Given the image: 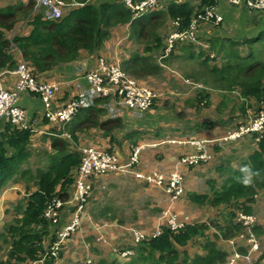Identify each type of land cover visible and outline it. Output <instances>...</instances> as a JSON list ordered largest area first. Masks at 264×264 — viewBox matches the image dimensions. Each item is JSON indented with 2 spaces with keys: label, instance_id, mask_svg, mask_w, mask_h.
I'll use <instances>...</instances> for the list:
<instances>
[{
  "label": "trees",
  "instance_id": "1",
  "mask_svg": "<svg viewBox=\"0 0 264 264\" xmlns=\"http://www.w3.org/2000/svg\"><path fill=\"white\" fill-rule=\"evenodd\" d=\"M65 1L68 4L77 5L68 6L64 16L57 21L43 19L42 13L32 15L35 0H28L25 5L15 1L13 4L0 6V74L15 69L18 55H21L32 69L33 76L38 78L58 65L76 60L82 52L94 54L97 57L103 51L105 42L109 40L111 31L118 26H128V40L137 49L121 60L122 70L136 80L150 76L157 77L162 72V67L153 54L164 51L162 31L165 30L169 20L180 21L179 30L186 29L194 9L190 3L170 2L163 9L132 19L131 13L120 0H96L99 3L96 5L91 0ZM201 2L215 3L213 0H201ZM21 21H26V26L30 27L29 33L26 36L14 35L8 39L9 32ZM219 40L218 51L226 56L225 65L212 66L209 58L205 57L199 64L203 67V71L194 76L195 82L201 81L204 87L200 84H195V87L199 90H205L207 87L222 92L237 91L241 97L252 98L256 102L264 101V57L256 56L254 50L257 42L264 41V29H261L256 36L248 37L243 41L228 38ZM240 42L248 44L247 53L243 57L237 49ZM191 48L192 46L188 48L186 46L182 51L187 56L193 55V52L189 51ZM202 54V51L199 52V55ZM177 57L191 58V56L177 55L175 51H172L163 59V62ZM201 76H205L207 80L199 78ZM109 99L96 100L92 107L80 109L70 122L42 136L41 142L47 144L52 153L44 151L42 157L44 156L46 165L36 167L33 172L30 169H22L23 164L31 156L32 133L30 130L17 128L11 122L2 127L0 191L10 181L17 184L22 178H27L28 182H34L37 190H28L25 206L17 205L16 212L21 214V218L15 219L13 224L8 225V231L17 237L12 241L6 259L0 264H24L27 261L37 262L41 258L44 253L42 236L46 234L45 228L48 225L42 219L43 210L55 196L61 200L68 198L65 189L72 185L71 173L80 162L79 154L70 149V142L63 134L74 139L76 133L90 128H100L105 130L106 134L112 130H119V119H109L103 107ZM192 101L194 107L200 110L199 103L206 106L207 96L199 92ZM227 134H224L219 141L223 142L222 139ZM249 159L252 166L251 182L236 172L220 191L213 194L212 198H208L207 195L189 194L188 199L199 206L230 203L232 200L241 198L246 199L248 203L252 202L257 191H264V128L259 136L258 150L251 154ZM40 162L41 160H38L34 165L37 166ZM58 186L59 190L56 192ZM249 209L244 207L240 210L247 215L250 213ZM234 217V213L229 214L223 227L217 225L213 228L218 232L216 238L220 236L222 239H227L243 230L242 225L234 220ZM211 226L208 223V225L187 224L177 228L172 226L163 228L158 236H152L135 244L140 246H138L140 264H179L176 246H184L193 238L202 236ZM253 233L258 235L262 231L256 226L253 228ZM202 249L205 255H195L184 264H224L226 262V253L214 242L206 241ZM143 253H145L144 256ZM52 263L53 259L48 257L43 264Z\"/></svg>",
  "mask_w": 264,
  "mask_h": 264
},
{
  "label": "crops",
  "instance_id": "2",
  "mask_svg": "<svg viewBox=\"0 0 264 264\" xmlns=\"http://www.w3.org/2000/svg\"><path fill=\"white\" fill-rule=\"evenodd\" d=\"M3 1L6 5L14 1H19L24 5L28 3V0ZM92 3L95 5L99 4L98 2ZM218 8L223 16L224 23L220 33L209 31V40L213 37L218 39L229 38L225 32L227 30V34L232 32V35H234L233 40L243 41L254 35L258 30L264 29V16L260 13H248L243 6H231L226 4L224 0H218ZM32 15L35 14L32 13ZM29 31L30 27L26 26L21 35L26 36ZM213 33L214 35H212ZM211 35L212 37H210ZM110 37H113L115 44L118 37L113 34H111ZM127 40L128 37H126L124 42ZM121 46V44H118L115 49ZM103 50H107L106 44H104ZM98 55H103V51ZM94 57H96V55L82 52L76 60L58 65L41 78L39 77V82L56 84V90L49 100L48 108L55 111L63 107L69 100L77 95L78 91L87 88L84 74L93 65L92 59ZM195 58L197 59V57ZM180 59V61L190 62L186 61L185 58ZM194 62L197 63V66L200 64L198 61ZM178 77V73L173 74L169 78L167 77V81L160 85V89L152 88L160 94V97H158L156 103L150 108L145 110L126 108L120 117L117 116L115 118H110L106 114L109 119H119V130H112L111 132L109 131L110 133L108 132L109 134H106L105 130L100 128H90L84 132L76 133L74 139L70 138L71 143L74 145H70V148H73V150L75 149L74 147L99 148L101 151L114 155L113 164L117 166L127 163L133 148L136 146L149 144H156L157 146L162 145L158 151L155 152L157 154H153V160L158 161L157 163H146L148 159L147 156L151 154V151L155 150L157 146L144 148L139 152L137 164L128 169L127 173H123L135 180L136 184L142 183L144 186L159 189L166 199L167 196L164 192L167 184L166 180L172 175H177L184 189L186 187L184 196L181 199L169 203V207L164 208V210L162 209L161 213L155 216L151 223H149V221L146 222L143 229L136 228L138 231L145 234L148 239L163 228L171 226L170 220H173L177 227L187 224L208 225L206 221L199 220L197 217L191 216L192 214H187L181 209L183 205L186 207L189 206L188 201L192 205H196L192 203L188 197L187 201L186 196L189 194H198L207 195L208 198H212L213 194L220 191V189L227 184L229 178L236 172L242 174L247 181L251 182L252 174L250 169L252 166L249 158L251 154L258 150L259 136L254 135V133L245 134L240 139L233 141L222 142L219 141V139L224 134L234 131L238 127L247 126L250 122L249 113L253 110H258L262 106L264 107V101L256 102L255 99L241 97L237 91L222 92L221 90H211L208 88L199 90L195 87V84H202L201 81L196 83V79L190 77L189 72L183 73V75L179 77L180 79H178ZM147 78H149L148 81H145L149 82L155 77L150 76ZM15 82L16 75L13 70L0 74V86L4 90L11 91ZM141 82L145 84L143 81ZM145 85L150 87L147 83ZM207 90H210V92H206ZM199 92H203V94L207 96V105L204 106L199 103L200 110H197L192 100ZM16 104L25 109L32 125H34L38 131V134H32L30 141L38 139V136L42 133L47 135L50 134L51 130L59 128L58 125H49L46 121L39 119L43 107L39 97L25 91L21 93ZM233 120H235V127L232 126ZM213 129H215V131L210 136H214L213 140L215 141L209 145L204 144V140H208L206 137L207 130H209L210 134ZM42 136H44V134ZM42 136H40V138H42ZM145 137H147V140ZM167 138L176 140L183 139V141H188L189 143L176 146L167 145L165 144ZM197 144L201 145V149L197 147ZM201 153L204 154L205 160H196L194 163H185L182 161L183 157L200 155ZM151 156L149 158H151ZM115 173L119 172L110 170L105 175L93 176L91 179H88L86 184L89 185V191L86 195V202L82 207V212L88 210V204L90 203V210L92 211L90 214H92L94 218H102L109 221L112 215L115 216L109 206L101 205V201L97 204V201H93L90 197L93 191L99 192V184L97 182L102 181L106 177L114 176ZM136 173H140L144 176L159 174L163 179L158 185L146 183L134 178ZM208 176H210V178H207ZM199 178L206 180L201 183ZM192 180H196L199 184H203L205 186L204 191H189V184ZM30 185L31 184H24L26 192H28V190H37L34 182L32 183V188ZM27 187L30 188L27 190ZM70 187L71 185L65 189V191H68H66L67 195ZM17 188L18 187L15 186H5L0 191V228L2 227L0 230V259L1 256H3L0 262L5 260L12 241L17 237V235L13 236L8 231V225L13 224V222H11L12 218H21L19 212H16V217H14V215L11 217L13 208L16 211L17 207V204H15L18 200L16 197L19 194V191H16L18 190ZM259 202L264 203L263 190L257 191L253 201L250 203L246 202V199L241 198L236 201L232 200L230 203L210 205V207L207 208L208 213L215 214V219L219 218L220 221H218V224L222 227L224 223H226L230 213L235 214L234 220H236L237 215L242 213L240 209L244 207L250 208L249 214L255 217L256 226H261L263 230V233L258 234L256 237L259 242V250L250 253L252 264H258V262L264 258V220L257 215V205ZM94 204H97L95 208H93ZM22 205L25 206L26 201H24ZM72 211L73 209L69 207L66 212H62L61 221L57 225L46 226V234L42 236V247L46 248L57 240V231H60L67 225V222L71 220L73 216ZM165 212L166 214L164 215ZM113 218L112 216V219ZM1 220H3V223ZM222 221L224 223H222ZM124 223L123 220L117 221L118 225H124ZM90 225L91 223H89V221L85 222V226L89 227ZM92 226V234L82 238L79 242H75L72 239L75 237V232L71 233L62 245L59 254L53 259L52 264H63V260L66 261L64 264H83L85 261H89L92 264H102L104 260L101 258L96 260L97 263L93 261L90 250L92 254L98 255L99 249H104L107 252H114V249L120 247L130 248L132 250L131 259L140 260V246L138 245V247L134 244L133 232L131 231L134 227H119L121 236L113 238L108 234L106 224L98 225L92 222ZM217 234L218 233L213 228L209 227L203 235L200 236L201 238H193L184 246H176L179 264L190 261L195 255H205L202 249V245L204 244L203 240H205V242L214 241L216 245L226 253L227 257L224 264H246L242 259H237L234 263H230V261L236 251H239V253H248V237L241 231L234 234L233 237L222 240L221 238H215ZM65 249H67L66 252H64ZM62 252H64V255H62ZM144 255L145 253H143V256ZM143 256L142 258H144ZM57 257H61L58 262ZM109 260L114 261L117 259L111 253L109 254ZM31 263L32 262L27 261L24 264Z\"/></svg>",
  "mask_w": 264,
  "mask_h": 264
},
{
  "label": "built area",
  "instance_id": "3",
  "mask_svg": "<svg viewBox=\"0 0 264 264\" xmlns=\"http://www.w3.org/2000/svg\"><path fill=\"white\" fill-rule=\"evenodd\" d=\"M124 7L131 13L132 19L139 18L154 10L163 9L170 2L190 3L193 9V15L190 18V23L186 29L179 30L180 21L169 20L166 24L168 28L167 38L165 41L163 53H159V61L165 59L170 52H177L192 46L189 50L195 54L201 52L197 47H201L203 51L209 49L207 41H209V31L213 32L217 29V33L221 32L224 23L223 16L218 8V0H213L214 4L202 3L201 0H121ZM225 3L231 6H243L248 12L260 13L264 16V0H224ZM77 4H68L65 0H35L33 14L42 13L43 19L48 21L60 20L68 6H76ZM16 32V31H15ZM206 56V55H204ZM210 59H214V54L207 55ZM93 65L84 74L87 82V88L78 91L77 95L69 100L63 107L52 111L49 106V100L56 90V84L48 82H39L37 76H33L32 69L23 60L21 55H18V61L13 70L16 75V82L11 91H6L0 86V132L4 124L11 122L17 128L29 129L32 134L38 133L34 125H32L29 116L24 108L16 104L21 93H28L40 98L42 110L39 119L46 121L49 125H58L59 127L70 122L73 116L80 109H87L94 105V102L101 98H110L103 105L110 118H115L121 115L126 108L145 110L154 105L155 101L160 97L152 88L143 84L140 80H136L122 70L121 60L114 57L107 59L103 56H97L92 59ZM5 73V72H4ZM3 74V73H1ZM250 122L247 126L238 127L234 132H229L223 141H233L240 139L243 135L254 133L260 136L264 128V107H260L256 111H252L249 115ZM45 134V133H42ZM63 136L71 143L70 136ZM176 144H186L188 141H172ZM214 140H204V144H212ZM155 147V144L139 145L133 148L129 161L125 165L117 166L113 164L114 155L98 150L94 147H74L75 151L80 156L78 166L72 171L73 189L68 193L66 200H61L58 197L52 198L43 210L42 219L49 225L55 226L61 221L62 212H66L70 207L73 209V216L67 225L60 231H57V240L50 246L44 248V253L37 262L31 264H43L49 257L54 259L61 250L62 245L68 239L69 235L80 226V215H83L82 207L86 200L84 195L89 190V185L86 184L88 179L93 176L105 175L108 171L114 170L119 173H127L128 169L137 164L139 152L144 148ZM201 149V145L197 144ZM196 160H205L204 154L183 157L185 163H194ZM134 177L146 183L160 184L162 176L159 174H151L144 176L136 173ZM56 192L59 190L57 187ZM165 194L170 203L181 199L184 196V186L177 175H172L165 187ZM166 212L164 213V215ZM236 221L244 227V233L248 237L249 251L244 257L235 254V258H244L249 261L250 253L259 250V242L252 232L256 219L253 215L239 213ZM172 228H177L173 220H170ZM104 225V224H103ZM105 227V226H104ZM110 225L106 224V228ZM133 232L134 244H138L146 239L147 236L141 231L131 229ZM160 234L156 232L153 237ZM118 261H125L132 256L130 248H116L113 252ZM83 264H92L85 261ZM258 264H264V258Z\"/></svg>",
  "mask_w": 264,
  "mask_h": 264
},
{
  "label": "rangeland",
  "instance_id": "4",
  "mask_svg": "<svg viewBox=\"0 0 264 264\" xmlns=\"http://www.w3.org/2000/svg\"><path fill=\"white\" fill-rule=\"evenodd\" d=\"M91 1L97 2L96 0H91ZM190 1L191 0H186V2H190ZM13 3H15V1ZM13 3L9 2V4H13ZM248 13H250V12H248ZM25 25H26V21H21V23H19L14 29H12L9 32L8 39H11L14 35H21L23 33V30L26 28ZM260 30H258L254 35H252L250 37L256 36ZM167 32H168V28H166L165 30L162 31V35H163L162 37H163V43L164 44H165L166 38L168 36ZM213 32L217 33V29H215ZM225 32H226V35L229 37L228 39H232V40L234 39L233 38L234 35H232V32H229L228 34H227V30ZM214 33L212 35H214ZM111 34L116 35V37H118V40L114 44L113 37H110L109 40L105 42L107 50L106 51L103 50V55H101V56H104L107 59H109V58L113 59L114 57H116V58L122 60L123 58L128 57L132 52H134V50L137 49V47L131 41L127 40L124 42V40L126 39V37H128V34H129L128 26H125V27L124 26H118L111 31ZM212 35L210 37H212ZM224 39H226V38H223L222 40H224ZM219 41L220 40L218 38H214V37L211 38L209 41H207L208 45L210 46L207 51H203L201 47H197V49L202 51V53H203L202 55H199V54L197 55V54L193 53V55L187 56L180 49H178L177 52H175L177 55L180 54V55H183L184 57L191 56L190 59L189 58L185 59L186 61H190V62L180 61L181 57L171 58V60H169L168 62H163V60L159 61V55L158 54H153V57L156 59L157 63L162 67V72L157 77L152 78V80L149 82H146V81H148L149 78L142 79L141 81H143L145 84L147 83L148 85H150L151 88L154 87L156 89H160V85L162 83L166 82L167 79L173 74L178 73L179 77H181L183 75V73L189 72V76L194 77L195 75H198V74H200V72L203 71V69H202L203 67L201 65L197 66L196 65L197 63L194 61L200 62L201 60H203V56L208 55V53L211 55L214 54L215 57H217V61H216L217 64L214 63V59L209 62L212 66L217 65L220 67V66L225 65V63H226L225 57L226 56L224 54H222L223 52L218 51L217 42H219ZM118 44H121L122 46L117 47V49H115ZM246 46H248V44H246L244 42H240V44L237 47V49L240 51V55L242 57L247 53L246 52ZM254 50H255L256 56L263 58L264 57V41L257 42V44L254 45ZM195 57H197V59ZM179 77H178V79H180ZM199 78L207 80V78L205 76H201ZM200 85H202V84H200ZM205 88L207 89V87H205ZM206 92L209 93L210 90H207ZM210 119H212V118H210ZM195 121H196V119H195ZM234 122H235V120L232 121L233 127H235ZM214 131H215V129H213L212 132L209 134V130H207L206 137L209 139H213L214 136H210V135L213 134ZM231 132H234V131H231ZM36 134H38V133H36ZM42 135L43 134H40L38 136L39 137L38 139H35V140L30 142V144H31V150H30L31 156H30L29 160L23 164L22 169H30L33 172L36 167H38V166L43 167L46 165V160H45L44 156L42 157V153L44 151H48L49 153H52V151L49 149V146L47 144L40 142V139H41L40 136H42ZM44 135H46V134H44ZM149 138L151 140H153L151 137H149ZM207 138H205V139H207ZM145 139L147 140V137H145ZM172 141H175V142L183 141V139L176 140V139H172V138L171 139L167 138V141L165 144L174 145V146L179 145V144L173 143ZM155 146H157V145L155 144ZM161 146L162 145H158L155 148V150L151 151L152 153L147 156L148 159L146 160V163L147 162H150V163H157L158 162V161L153 160V154H157L155 152H157ZM94 148H96V147H94ZM70 149L73 150V148H70ZM96 149L100 150L99 148H96ZM226 153H227V150H226ZM150 156H151V158H149ZM38 160H41L40 164L37 166L34 165L35 162ZM158 168H161V167H158ZM159 171H161V170H159ZM207 178H210V176H208ZM205 180L206 179L199 178V181L201 183H203ZM168 181H169V179L166 180V182H168ZM32 183H33L32 181L28 182L27 178H22L21 180H19V182L17 184H14L12 181H10V183L6 185V187H10V186L18 187L17 188L18 190H16V191H19V194L16 197V199L18 198V200L16 201L15 204H17V205L21 204L22 205L23 202L27 200L28 195L26 192V187H24V184H26V185L31 184L30 187L32 188L33 187ZM97 183L99 184L98 185L99 186V188H98L99 192L93 191V193L90 194L91 195L90 197L93 199V201H97V204L99 201H101V205L103 204V206H109L111 208L112 212L115 214V216L112 215L114 218L112 219V216H111L109 221H106L102 218L96 219L92 216V214H90L92 212L90 210L91 204L87 203L88 204V210L86 212H84L83 215H80V221H81L80 226L74 230L75 237H73L72 239L75 242H79V241H81L82 238L87 237L88 235L92 234V229H93L92 222H95L98 225H103V224L110 225L111 227L106 228V230H107L108 234L110 236H112L113 238H118L119 236H121V233L119 232V229H120L119 227H122V228L134 227L135 229L136 228L143 229L146 222L149 221V223H151L152 219H154L155 216H158L161 213L162 209L164 210V208L169 207V205H170L168 198L166 199V197L161 193V191L159 189L144 186L142 183L136 184L135 180H133L131 177H129L127 175H124L123 173H115L114 176L106 177L102 181L97 182ZM189 185H190V187L188 188L189 191L190 190L196 191V192L204 191L205 186L203 184H199L196 180H192V182ZM30 187H28L27 190ZM72 189H73V186H71L69 188V192ZM94 189H95V186H94ZM185 189H186V187H185ZM88 191H86L84 198H86ZM186 200H187V196H186ZM188 203H189V206L186 207L183 205L181 208L183 211H185V213L192 214L191 216H195L199 220L206 221V223H210L212 225L211 226L212 228H215V226L219 225L218 224V221H220L219 218L215 219L214 218L215 214L214 213H208V211H207V208H209L210 205L209 206L192 205L189 201H188ZM97 204H94L93 208H95L97 206ZM257 211H258V213H257L258 217L264 220V203H262V202L258 203ZM12 212L13 213H12L11 217L13 215H14V217H16L17 214H16V211L14 210V208H13ZM228 217H229V215H228ZM228 217H227V219H228ZM14 219L15 218H12L11 222H13ZM118 220H123L125 222L124 225H118L117 224ZM86 221H89V223H91V225L89 227L85 226ZM1 222L3 223V220H1ZM222 223H224V222L222 221ZM224 225H225V223H224ZM1 228H0V230H1ZM134 228H132V229H134ZM259 228L261 229V231L263 233L262 227L260 226ZM121 231H123V230H121ZM198 238H201V237H197L196 239H198ZM219 238H220V236H219ZM222 240H224V239H222ZM203 242H204V244L206 243L205 240H203ZM210 242H214V241H210ZM66 250L67 249H65L64 252H66ZM98 251H99V254L97 255V254H92V251L90 250V255L92 256V257L91 256L90 257L93 259L94 262L96 260H99L100 258L104 260L103 264H130L131 262H132V264H140V262H141L140 260H132L131 258H128L125 261H122V260L112 261V260H109V254L112 253L115 256V258L117 257L112 251L107 252L104 249H99ZM64 252H62V255H64ZM235 254L240 255L241 253H238L236 251ZM235 254H233L230 263H234L237 259H242L243 261H245L246 264H252L251 258H249V261H247L244 258H241V257H244L245 255H247L248 253L246 254V252H244L243 255H240L241 256L240 258H235L234 257ZM2 258H3V256H1L0 260H2ZM60 258L61 257H59L57 259V262L60 260ZM65 262L66 261L63 260V264ZM96 263H97V261H96Z\"/></svg>",
  "mask_w": 264,
  "mask_h": 264
},
{
  "label": "clouds",
  "instance_id": "5",
  "mask_svg": "<svg viewBox=\"0 0 264 264\" xmlns=\"http://www.w3.org/2000/svg\"><path fill=\"white\" fill-rule=\"evenodd\" d=\"M227 4V3H226ZM0 6H6V4L4 3V1L3 0H0ZM247 11V10H246ZM248 12V11H247ZM205 57H208L207 55L206 56H203V59L205 58ZM209 58V57H208ZM213 59H210L209 58V61H212ZM217 57H215L214 58V63L215 64H217ZM217 66V65H216ZM238 222V221H237ZM239 223V222H238ZM241 224V223H240ZM242 225V224H241ZM254 227H256V222H255V225H254ZM253 227V228H254ZM242 228H243V230H242V232L244 233V227L242 226ZM253 228H252V232H253ZM245 234V233H244ZM254 234V233H253ZM246 235V234H245ZM255 235V237H257V235L256 234H254ZM247 236V235H246ZM258 240V239H257Z\"/></svg>",
  "mask_w": 264,
  "mask_h": 264
}]
</instances>
